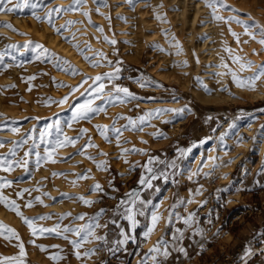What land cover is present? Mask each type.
I'll list each match as a JSON object with an SVG mask.
<instances>
[{"label":"rangeland","instance_id":"rangeland-1","mask_svg":"<svg viewBox=\"0 0 264 264\" xmlns=\"http://www.w3.org/2000/svg\"><path fill=\"white\" fill-rule=\"evenodd\" d=\"M137 1L139 0H133L131 3H129L128 0H102V4L98 5L96 0H86V3L79 6L81 13L85 12L88 8L86 12L89 13L90 17L88 16L89 20L87 24L90 30L94 31L96 35L97 32L98 35H101L99 36L101 37V41L99 40L100 46L92 50L93 58L91 56L87 59L86 68H78L71 64L78 70L77 74L62 71L61 68L66 67L65 65L57 67L58 61L54 54L56 50L48 43H45L35 32H33L34 35H32L31 32L26 31L15 21V18L18 17L33 20L40 27L46 24L50 27L49 30L60 38V40L71 41V44H78L80 46L78 42H80L83 37L78 39L79 36L76 35L78 33L82 35L84 32V24H86V22L84 23L81 19V13L76 14L75 12L77 10L66 11L55 16L53 23L56 28L65 25L64 28H60L59 34L45 19V13L48 8L57 6L66 8L72 4V0H29V6L22 10L17 9L14 12H0V23L11 24L12 28L15 29V31H13L7 27L0 26V145H2L0 146V161L4 162L0 163V184H4V187L0 188V196L6 197V189H11L13 191L14 187L19 186L17 191L21 193L20 196L24 195L25 198V202L21 203L24 207L22 215L32 220L33 226L37 229L35 234L29 229V238L25 239L22 231L13 223L6 220L3 214L5 206L0 203V224L13 229L15 232V235H13V233L5 230L3 234H0V264H20V262H22V264H72L70 260L76 258L75 253L77 251L81 253L80 258H82L84 257L83 253L89 250H95V252L98 253V256L93 261L100 259L104 253L102 250L103 239L98 240L95 237H102L105 229L104 227L107 224L104 217L100 218V209L102 207L100 205L109 202L111 196L110 191L114 192L116 190H112L110 186L113 185V182L115 183L119 180L118 176L127 178L128 175H130L129 171L132 170L133 164L140 159L143 150L149 147L148 145H144V143L150 142V140H153V137H158L166 131L169 132V129L164 127L165 123L177 122L178 120L184 119V115L187 113L190 115L195 109L197 110V114L192 116L193 119L200 118L204 122L207 121L209 125L212 124L210 120L213 116L231 115L233 117L237 116L243 118L247 114L264 112L259 110L261 107L264 108V99L254 100L252 98L243 97L242 100L227 101L219 105L213 103L206 104L200 101L192 94V87L196 85L200 76V72L196 71V69H188L187 73L189 80L187 85H184L183 82H178V80L160 78V74L157 73L159 72L158 70L163 72L168 71L170 66L164 63L161 67H155L154 70L152 63L155 64L157 61H173L175 56L164 42L156 38L147 42L139 58H135V56L128 57V54L131 52L130 49L125 52L121 51V42L116 34L118 28H116L117 25H114L116 22L115 17L120 16L121 19L127 21V23L129 22L128 24L132 21H130V17H127L122 12L114 13L115 4L118 3L124 7V9L132 10ZM140 1L141 4H148L151 0ZM20 2L22 3L23 0H20ZM106 2L107 5L103 6ZM33 4L36 6L32 7ZM12 6V4H9V7ZM98 6L99 13H102V15L98 14L97 9H95ZM33 13L41 17V19L37 21ZM97 14L98 16H96ZM249 14L248 11L243 9L239 10L230 4L229 11L225 10L223 12L226 18L229 17V15L230 17L235 15L234 17L236 19L233 22L237 24L243 23L253 26L250 29L257 27L262 29L259 19L255 16L248 17L247 15ZM104 16L107 17V19ZM101 17L105 20H110L109 34L104 32V30L103 32L96 30L98 27H102ZM112 20L114 22H112ZM68 21H73L74 23L67 24ZM73 35L75 39H73ZM261 35L262 38H264V32H262ZM105 38H107V40ZM183 39L185 38L180 34L178 36V42H182ZM111 40H115L116 43L111 44L107 42ZM103 42H105V44L107 42L109 45H105ZM130 42L131 41H128V43ZM37 44L47 49V53H42L41 49L36 48L35 46ZM180 44L182 45V43ZM180 44H178V46H180ZM130 45L132 44L130 43ZM149 48L151 52H148ZM100 50L102 55H100ZM261 52L264 51L261 50ZM150 55H153L151 63H149ZM243 56L246 61H250L247 55L244 54ZM189 60V55L184 54L181 57L179 56L178 65H181V67L187 64L189 65V62H191ZM260 60L261 63L264 64V56L261 57ZM97 63L98 65H95ZM97 66L101 68L95 71V67ZM116 69H119V72H116ZM179 70L183 71V69ZM106 73L114 74V78L108 79L104 76ZM98 75L104 78L94 83V78ZM181 79H183V77H181ZM100 84H104V89L102 92L97 93L95 89L99 88ZM117 87L126 88L131 95L126 96L124 93H117L115 91ZM154 87H156L157 90H154ZM163 87L169 88V91L165 92L164 89H162ZM164 92L167 94L164 98L169 100L167 103L163 98ZM65 97H67V100L60 103ZM87 100H92L93 107H100L103 109L101 113L109 112L111 115L109 124L105 125L108 129L104 131V136L100 138V142L104 141L106 144L110 143L109 152L98 148L95 138L88 135L86 138L92 140L86 144L84 149L86 159H80V157H71L70 159L61 158L57 145L63 141V136H61L59 132L63 126L72 127L75 124L74 122L80 119L74 118V113L77 107ZM180 109L183 111H168ZM94 114L95 113H89L88 117L83 119L88 121L91 120L92 124L98 130L102 127L100 126L102 123L95 119ZM198 115L202 116L197 117ZM141 117L144 118L143 121H141ZM190 119L184 124H181V126L191 123ZM133 121L135 122L134 124L132 123ZM169 126L172 127L171 124ZM211 128L207 127V131L201 136V138L204 139L199 143L191 142L186 144L192 132L183 134L184 137L187 136L183 139L184 142L180 143V141H178V147L180 148L179 162H184L187 168L190 167L191 158L196 150L203 149L204 146L211 141L214 142L215 149L210 157L211 162L204 161L202 164L193 165V169L190 171L192 174H194L197 169L198 172L201 173L209 168L218 169V171L221 169L223 170L222 167L216 165V157L218 155L217 147L220 143H224L228 152L232 150L233 145H228L220 135L216 138V128ZM116 129L120 130L119 133L116 132ZM209 129H211V131L208 133ZM140 132L143 133L141 136H139ZM150 146L156 147L158 145ZM76 150L77 148H74L67 153ZM116 152H118L117 156L115 154ZM49 153L51 154V159L55 161L54 164L64 163L65 160L70 161L68 162L69 165L62 167L54 166L53 171L61 172L60 174L69 176L70 182L73 185L78 184V182L82 180L79 177L83 175L86 177L93 176V173L95 174L91 182L93 187L97 184L100 185V188L95 190L94 197L89 200L91 203H89L88 208L84 210L82 214L84 219L81 222L85 230L83 236L85 237L87 235L89 229L94 233V236H88L87 242H82L83 240L80 238L82 232L79 236L74 235L75 232H66L69 242V249L67 250L71 251V254L70 251H67L69 254H67L68 256H65V252L59 255L60 252H58V250H52L50 244H46L44 241V239L48 237L60 234L56 226L59 217L55 221H46L47 216L44 212L42 210H36V207L38 208L40 206H37L40 200L38 201L34 194L32 196H29V193L26 195L29 190L33 193L39 185L45 183L44 178L46 172L50 170H43L41 166L43 164L50 165L53 163L48 160ZM95 154H103L104 157L101 161V163L103 162L101 164V170L98 173L91 168L93 164L87 162L91 157H94ZM70 156L73 155L71 154ZM25 162L27 163L25 164ZM9 165H11L10 170H6L9 169ZM70 171L73 172L70 173ZM73 181H75V183H73ZM17 191L14 190V192ZM69 192L70 193H68L66 197L60 200L67 199L72 203V206L69 205L65 208L66 211L70 212V219L78 212V208L76 207L80 204L84 205L83 200L79 198L83 197L84 200L87 199H85V189L78 191L75 189ZM52 200L53 198H50L47 201H49V203H54ZM29 202H31L30 207L26 206ZM260 204L262 205L260 206V210L262 208L264 210V201ZM52 212L53 211H49L48 213ZM70 223L69 227L71 228L74 226L76 228V225L79 224L78 222ZM48 224L50 225L49 227ZM41 228L54 230L41 233L39 231ZM28 239L30 240L29 243L27 242ZM71 241L82 242L81 247L76 249ZM31 242L32 246L35 247L32 254L29 252ZM19 245H23L24 252L26 253L23 257L20 256ZM40 246H43V250H41ZM64 259L68 261L63 263L62 261H64Z\"/></svg>","mask_w":264,"mask_h":264},{"label":"crops","instance_id":"crops-1","mask_svg":"<svg viewBox=\"0 0 264 264\" xmlns=\"http://www.w3.org/2000/svg\"><path fill=\"white\" fill-rule=\"evenodd\" d=\"M194 114L196 109L184 119L165 123L169 132L152 138L164 142L143 150L130 175L118 176L110 186L116 190L110 191L109 202L100 205V218L107 221L102 235L104 253L91 264H264V210H260L264 201V112L243 118L213 116L211 125L193 119ZM188 119L191 123L181 126ZM207 127H215V137L220 135L233 145L230 151L239 144L240 156L226 172L209 168L192 174V163L187 168L179 162L178 141L184 142L187 136L183 134L192 132L186 144L199 143ZM159 203L162 224L145 243L147 217ZM129 208L134 210V226L127 218ZM125 237L127 242L120 244ZM153 248L158 251L151 252Z\"/></svg>","mask_w":264,"mask_h":264},{"label":"bare ground","instance_id":"bare-ground-1","mask_svg":"<svg viewBox=\"0 0 264 264\" xmlns=\"http://www.w3.org/2000/svg\"><path fill=\"white\" fill-rule=\"evenodd\" d=\"M222 3L225 5V7L218 9L216 15L222 16L225 19H227L228 17L226 18V16L223 15V12L225 10L229 11V4H230L231 6L239 10L243 9L248 11L250 13L249 15H247L248 17L251 16L257 17L262 25V29H260L259 27L250 29L253 26L246 25L243 23L237 24L236 22H233L234 20H229L227 23H225L224 20H219V21L214 20L212 16V10L205 6L204 0H151L148 4H141V1L139 0L136 2L132 10L124 9V7H122L120 4L113 3L115 4V8L113 7L115 9L114 13L122 12L127 17H130V21H132L130 24H128L129 22L127 23V21H124L123 19L120 18V16L115 17L116 22L114 25H117L116 28H118L116 33L117 38L122 44L121 46L119 42L121 47L120 49L121 51L124 52L130 49L131 52L128 54V57L135 56V58H139L142 49L146 47L148 41L156 38L164 42V44L169 48V50L172 51V54L175 56V58L173 61H168V62L157 61L155 62V64L152 63V67L154 68V70L155 67H161V65H163L164 63H167L170 66V69L168 71L163 72L158 70L159 72L157 73L160 74V76L159 75L158 76L162 79L165 78L167 80H175V81L178 80V82H183L184 85H187V82L189 80L188 78L189 76L187 73L188 69L189 68L193 70L196 69V71L200 72V76L198 78L199 80L196 82V85L192 87L193 90L192 94L200 101L206 104L213 103L219 105L227 101H239L242 100L243 97L252 98L254 100L264 99V77H261L260 80L256 82L255 90H248L246 87L245 88L237 87V84L233 81L232 76L229 74L230 72H234L236 73L238 78L241 79L247 78L252 76L253 73L257 71V66L262 64L260 59L261 57L264 56V52H261V50L264 51V46H262L258 41L262 39L261 33L264 32V0H222ZM75 13L78 14L81 13V11L77 10ZM98 14L96 16H98ZM80 15L82 21H84V23L86 22V24H84L85 25L83 27L84 32L82 33V35L81 33H78L76 36H79L78 39L83 37V39H81V41L78 42L80 44L79 48L83 50V56L78 54L77 49L74 48L73 44L69 43V41L60 40V38H58L53 32L49 30L50 27H48L46 24L40 27L33 20L30 19L28 20L27 18H18V17L15 18V21L18 24H20V26L23 27L26 31L31 32L32 35H34L33 32H35V34L38 35V37H40L42 40H44L45 43H48L50 46H52L53 49L56 50V53H54L55 58H62L63 60L70 62V64H73L75 67L78 68H86L87 60H85L84 57L86 56L90 58L93 54L92 50L100 46L101 37L99 36L101 35L100 34L98 35V32L96 35L94 31L90 30L87 24L89 20L88 19L89 15L87 17L84 16L82 13ZM101 18H102L101 28L104 30V32H107L109 34L110 20L108 21L105 20L103 17ZM112 22L114 21L112 20ZM246 27L251 35L245 34ZM229 29H231V32L229 31ZM233 32L236 33L237 36L239 37V42H237L236 37H234L231 34ZM180 34L185 38L183 39L182 42L181 41L178 42V36ZM128 41H131L130 43L132 45H130ZM180 43H182V45ZM103 44H105V42H103ZM178 44H180V46H178ZM148 52H151L150 48ZM184 54L189 55L190 57L189 61L191 62H189V65L187 64L186 66L181 67V65H178V57L179 56L181 57ZM244 54L247 55L250 61L252 62V67L250 70L247 69L241 70L240 65L233 61V57L239 56L242 58L241 63H246L247 61L243 56ZM152 58L153 55H150L149 63L152 62ZM95 65H98V63ZM222 65H226V67H223ZM99 68L101 67L100 66L95 67V71L96 70L98 71ZM179 69H183V71H180ZM181 77H183V79H181ZM96 108H100V107H96ZM94 116L95 119L101 121L102 123L100 125L102 127L99 128L98 130L92 124L91 120L88 121L83 118H80L79 120L74 122L75 124L72 127L63 126L61 128L59 134L63 136L62 142L65 141L66 137L69 138L70 140L75 141L74 145L71 143H64L63 146H61V142L60 143L58 142L59 145H57V149H59L60 151L59 156L61 158L63 157L65 159H70L71 157L72 158L80 157V159L81 158L84 159L85 146L87 143H89L92 140V139L88 140L86 138V136L88 135H91L92 138H95L97 142L96 146H98V148H101L109 152L110 143L106 144V142H104L103 140H101L103 142H100V138L102 136L101 130H103L104 132L107 131L108 129V127L105 128L104 126L106 124H109L110 122L109 119L111 115L109 112L101 113V111H98L95 112ZM253 126L254 124H250V127ZM82 130H86V131H82ZM141 134L143 133L140 132L139 136H141ZM263 134H264V128L262 135ZM262 138L264 140V136ZM163 142L164 140H160V139L150 140V142L149 141L145 142L144 145L156 146V145H160ZM248 142H249L248 140H245L243 144L247 145ZM74 148H77V150L71 153H67L69 151H72ZM214 149H215L214 142L213 141L209 142L207 145L204 146L203 149H198L195 151L193 157L191 158V163L193 165H198L204 163V161L211 162L210 157ZM217 150H218L217 152L218 155L216 157V165L222 167L224 172L232 169L233 164L240 156V153L238 152L239 144L236 145V148L233 151L228 152L224 143H220L219 146L217 147ZM81 153H83V155ZM117 153L118 152L115 153L116 156ZM71 154L73 156H70ZM103 159H104L103 154H95L94 157H91L87 162L89 163L91 162L93 164V167L91 166V168L93 169V171L98 173L101 170V167L98 168L97 165L98 164L101 165L102 164L101 161ZM68 162L70 161L65 160L64 163H57V164L51 163L50 165L43 164L41 166L43 170H50L46 172L44 178L45 183L39 185L37 189L33 191V193H31V190H29L26 193V195H28L29 193V196H32L34 194L36 199L39 198L37 200L38 201L40 200V203L37 206L39 205L40 206L38 208L36 207V210H42L44 212V214L47 216L46 221L48 222L51 220L55 221L59 217L56 226L58 227L60 234L48 237L44 239V241L46 244H50V248H52V250L53 249L58 250V252H60L59 255L62 252H65V256L69 255L67 251L70 250H67L69 249L68 246L69 242L67 240V234L64 231V229L83 228L82 226L83 224H81L82 220L78 219L77 217L82 216L84 210L88 208V204L84 203V205L81 204L78 205L76 207L78 208V212L72 218H70L71 220H73L71 221L69 219V217L71 216L70 212L66 211L65 208L69 205L72 206V203L67 199H63V200L60 199L66 197V195L70 193L69 191H73L75 189L77 191L85 189L86 192L83 193L86 194L85 199H87L88 201L92 199L95 195V189L91 183L92 177L95 176L94 173L93 176H89L87 178H82V177H86L84 175L82 177H79L82 180H80L78 184L73 185L70 182L71 180L69 179V176L62 175L60 174L61 172L53 171L54 166L62 167L65 165H69ZM72 172L73 171H70V173ZM18 189L19 186L14 187L15 191H17ZM14 190L12 191L11 189L9 190L6 189L5 190L6 198L8 200L15 201L17 206L19 207V211L22 213L24 207L22 206L21 203L25 202L24 195L20 196L18 195V193L20 192L18 191L14 192ZM50 198H53L52 201L54 203L52 202L49 203V201H47ZM160 207H161V203L155 206V208L151 211V213L147 217V226L145 231L143 232V237L146 239L145 243L149 242V239L152 237L154 233H156L159 230L162 224V217H161L162 214L160 212ZM49 211H53V212L48 213ZM154 213L159 217V219L156 222L153 231L147 236H145V233L148 231V228L153 227L152 216ZM3 214L5 215L6 220H8L10 223H13L16 227H18L22 231L23 237L25 239L29 238L30 230L27 224L24 223V221L21 219L19 215H17L14 211H11L6 207L4 208ZM70 222H75V223L78 222L79 224L76 225V228L75 226L71 228L69 227V225L71 224ZM49 226L50 225L48 224V227ZM84 231H82L81 233L82 234L80 236L81 240H83L84 238L83 236ZM74 235L76 234L74 233ZM29 241L30 240L28 239L27 242L29 243ZM261 248L264 249V240L261 245ZM34 249L35 247L32 246V242H31V247H29V252L32 254ZM97 256L98 253L96 252L94 255L87 257L84 256L79 259L76 256L75 259H72L70 260L71 262L70 261L69 262L72 264H89ZM67 261H68L67 259H64V261L62 262L64 263Z\"/></svg>","mask_w":264,"mask_h":264},{"label":"snow or ice","instance_id":"snow-or-ice-1","mask_svg":"<svg viewBox=\"0 0 264 264\" xmlns=\"http://www.w3.org/2000/svg\"><path fill=\"white\" fill-rule=\"evenodd\" d=\"M86 2V0H72V4L69 5L68 7H54V8H48L47 12L45 13V19L46 21L54 28V30L59 34L60 32V28H64L65 25H61L60 28H56L54 23H53V19L55 16H58L59 14H61L62 12H66V11H76V10H79V6H81L82 4H84ZM96 2L98 3V5H101L102 4V0H96ZM129 3L132 2V0H128ZM204 3H205V6L210 8L212 10V16H213V19L214 20H224L225 23H227L229 20H235L236 18L234 16H231V17H228L227 19H225L224 17L222 16H219V15H216V12L218 9L220 8H223L225 7V5L222 3V0H204ZM9 4H12L13 6L12 7H9ZM29 6V0H23V2L21 3L20 0H0V12H14L15 10L17 9H23L25 7H28ZM36 5H32V7H35ZM103 6H106V4H104ZM97 12L99 13V6L97 7ZM84 16H88L89 13L88 12H83L82 13ZM102 15V13H99ZM33 16L34 18L39 21L41 19V17L39 16H36L35 13H33ZM107 19V17H105ZM239 22V21H237ZM74 23L73 21H68L67 24H72ZM0 26H3V27H7L9 28L10 30H13L15 31V29L12 28V25L11 24H4V23H0ZM97 31L99 32H103V29L102 28H97ZM229 31L231 32V29H229ZM234 37H236L237 39V42H239V37L237 36L236 33H231ZM245 34L246 35H251L248 30H247V27L245 28ZM254 38V36H253ZM73 39H75V36L73 35ZM107 40V38H105ZM71 41H69L70 43ZM109 43L111 44H115L116 41L115 40H111V41H108ZM262 46H264V38L260 39L258 41ZM246 43V42H245ZM36 48L38 49H41L42 53H47V49L43 48L42 45H39L37 44L35 46ZM74 48L77 49L78 51V54H80L81 56H83V50H81L79 48V45L78 44H74L73 45ZM90 50V49H89ZM230 51V50H229ZM54 55V54H52ZM102 55V54H100ZM85 60L88 59V57H84ZM241 57L239 56H235L233 57V61L235 63H238L240 65V68L241 70H250L251 67H252V62L251 61H247L246 63H241ZM57 67H60V65H65L66 67H63L61 68L62 71H65V72H71L72 74H77V69H75V67L73 65L70 64V62L68 61H65L63 60L62 58H57ZM223 67H226V65H222ZM116 72H119V69H116ZM231 76H232V79L233 81L237 84V87H241V88H247L248 90H255V87H256V82L258 80H260L261 77H264V64H261L259 66H257V71L255 73H253L252 76L250 77H247V78H238L236 73L234 72H230L229 73ZM104 76H106L108 79H113L114 78V74L112 73H106L104 74ZM104 77L98 75L94 78V83L96 81H100L101 79H103ZM32 79V78H30ZM104 89V84H100L99 88L95 89V91L97 93H100L102 92ZM87 91V90H86ZM115 91L117 93H124L126 96H130L131 94L128 92V90L126 88H119L117 87L115 89ZM83 95V94H82ZM67 100V97L64 98V100H62L60 103H63ZM98 111H103V109L101 108H96V107H93V102L92 100H87L85 101L83 104L79 105L74 113V118H86L88 117L89 113H95V112H98ZM168 111H183L182 109L180 110H168ZM141 121H143V117L140 118ZM133 124L135 123L134 121L132 122ZM99 127V126H98ZM105 128L107 126H104ZM82 131H86V130H82ZM119 129H116V132L119 133ZM101 135L104 136V132L101 131ZM106 139V137H105ZM64 143H71V144H75V141L74 140H70L69 138H65V141L64 142H61V146H63ZM2 146V145H0ZM91 146V145H90ZM83 155V153H81ZM48 160L50 162H55L54 160L51 159V154L49 153L48 154ZM0 163H4L2 161H0ZM27 162H25L26 164ZM103 163V162H102ZM98 168L101 167L100 164L97 165ZM11 168V165H9V169H6V170H10ZM149 171H151V169H148ZM82 178H87V177H82ZM142 183L144 182V180L142 179L141 181ZM73 183H75V181H73ZM4 187V184H0V188H3ZM100 188V185L97 184L94 186V189L95 190H98ZM18 195H21V193H18ZM39 199V198H37ZM79 199L83 200V202L85 204H89L91 203V201H88V200H84L83 197H80ZM0 203L4 204V206L6 208H8L9 210L11 211H14L17 215H19L21 217V219L24 221L25 224H27V226L29 227V229L31 230V232L33 234H35L37 232V229L33 226V221L26 218V217H23L22 213L19 211V207L17 206L16 202L15 201H11V200H8L6 197H3V196H0ZM42 203V201H41ZM26 206L30 207L31 206V202H29ZM127 212H128V216L127 218L132 221L133 223V226L135 225V220H134V210L132 208H129L127 209ZM78 219H81L83 220L84 217L83 216H80V217H77ZM159 217L154 213L153 216H152V224H153V227H150L148 228V231L145 233V236H147L148 234H150L152 231H153V228L156 224V222L158 221ZM188 221H185V223H187ZM99 226V225H97ZM8 231V232H11L13 233V235H15V232L13 229H10V228H7V226L3 225V224H0V234H3V231ZM54 229H39V231L41 233L45 232V231H53ZM65 232H75V234L77 236L80 235V233L82 231H84L83 228L81 229H70V228H65L64 229ZM88 236H94V233L89 229L88 232H87V235L83 238V241L82 242H87V237ZM18 238V237H17ZM96 239L100 240V239H104L103 237H95ZM82 242H77V241H71V243L73 244V246L76 248V249H79L81 247V243ZM127 242V237H125V239L119 241L120 244H124ZM20 247V256H25L26 253L24 252V249H23V245H19ZM41 247V250H43V246H40ZM182 250V249H181ZM151 252H156L158 251L157 248H153V249H150ZM76 256L77 258L79 259L80 256H81V253L79 251H77L76 253ZM95 254V250H89V251H86L83 253V255L85 257L87 256H91V255H94ZM250 255V252L247 253ZM165 256L168 255V253L165 251L164 253ZM55 259V258H53ZM20 264H22V262H20Z\"/></svg>","mask_w":264,"mask_h":264}]
</instances>
